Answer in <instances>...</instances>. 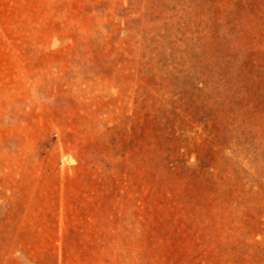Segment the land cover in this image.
<instances>
[{
  "label": "rangeland",
  "instance_id": "obj_1",
  "mask_svg": "<svg viewBox=\"0 0 264 264\" xmlns=\"http://www.w3.org/2000/svg\"><path fill=\"white\" fill-rule=\"evenodd\" d=\"M0 264H264V0H0Z\"/></svg>",
  "mask_w": 264,
  "mask_h": 264
}]
</instances>
